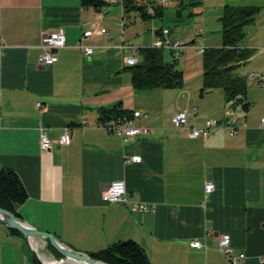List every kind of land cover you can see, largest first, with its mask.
<instances>
[{
  "label": "crops",
  "instance_id": "0c3cea01",
  "mask_svg": "<svg viewBox=\"0 0 264 264\" xmlns=\"http://www.w3.org/2000/svg\"><path fill=\"white\" fill-rule=\"evenodd\" d=\"M243 1L231 4H250ZM262 2L241 43L252 53L240 72L247 106L235 114L238 131L230 135L220 127L192 137L190 125L240 108L228 106L221 90L218 101L215 90H191L190 110L175 90H134L124 63L131 52L121 46H150L133 31L137 17L131 27L121 6L119 13L111 6L83 7L80 0H0V168L14 170L26 188L27 199L15 208L19 215L86 253L131 240L151 264H232L218 248L227 232L235 250L246 254L239 264H264V82L249 76L264 74ZM58 27L66 44L54 63L40 64L41 36ZM100 28L106 33L96 32ZM86 29L94 30L85 39L90 56L76 46ZM115 104L147 112L137 124L149 131L124 143L99 122L100 110ZM180 111L188 126L173 124ZM65 126L70 141L60 143ZM41 130L51 140L47 149L40 146ZM135 154L140 161L131 160ZM115 179L124 180L126 200L110 203L104 189ZM207 181L214 188L205 197ZM134 201L150 209L133 210ZM192 239L206 246L192 247ZM30 251L0 221V264H34Z\"/></svg>",
  "mask_w": 264,
  "mask_h": 264
},
{
  "label": "trees",
  "instance_id": "16d2710c",
  "mask_svg": "<svg viewBox=\"0 0 264 264\" xmlns=\"http://www.w3.org/2000/svg\"><path fill=\"white\" fill-rule=\"evenodd\" d=\"M115 3L122 8L124 25L132 23L136 17L146 20L160 16L164 5L158 3L157 0H118ZM80 4L83 7H91L100 11L112 3L108 0H80ZM182 5L183 0H180L178 7ZM149 8L152 10L149 11ZM259 9V5L251 4H226L224 6L219 17L221 45L205 47L202 52L200 94L219 88L223 92L225 101L233 100L235 103H243L247 90L246 77L237 70L248 62L252 51L241 47V42L246 36V27L254 22ZM139 54L138 62L128 66L134 90L173 88L182 85L183 72L175 66L177 57L174 51H171L173 61L165 59L163 47H141ZM246 106L245 102L244 107ZM130 111L132 110L115 104L110 108L100 110L99 122L102 125H108L112 121L117 122ZM27 197L26 188L18 174L12 169L0 168V207L20 216L15 208ZM9 229L22 236L18 230ZM88 255L107 264H151L145 250L131 240L113 242L102 249L88 252ZM32 260L34 264H41L34 257Z\"/></svg>",
  "mask_w": 264,
  "mask_h": 264
},
{
  "label": "rangeland",
  "instance_id": "374dc122",
  "mask_svg": "<svg viewBox=\"0 0 264 264\" xmlns=\"http://www.w3.org/2000/svg\"><path fill=\"white\" fill-rule=\"evenodd\" d=\"M179 1L180 0H167L166 3L162 7V14L160 16H154L146 20H142L139 17H137L136 22H135L136 24L135 27L132 26L133 25L132 23H129L127 26L133 27V31L136 29L137 33L143 35L146 38V40H149L150 46L153 40L152 36H155L154 29L161 30L162 28L169 29L168 36L170 40L181 44L182 48L178 49L180 51V54L177 57L175 66L177 69L182 70L183 72V83L182 85L177 86V87L159 88V89L160 90H175V92H177L175 96H179L182 98L180 99V101L182 100L180 103H183L185 107H189L188 109L190 110V103H191L190 102V91L191 90H201V87H202V52H199L198 48L199 47H206V48L207 47H217L221 45V42H222L221 41V22L219 20V17L222 14L224 6L226 4H231L233 0H183V5L178 7ZM243 2L250 3L251 5H255L256 3H258V0L257 1L256 0H244ZM109 6H111V8H116L115 11L120 13L121 9H120L119 4L112 3ZM106 14H107L106 16H108L106 18L107 20H109L110 13H106ZM122 24L123 22L122 20H120L121 28H122ZM251 24H249L246 28H248ZM121 28H119L120 33H121ZM192 40L194 41L192 42ZM132 43H135V42H132ZM164 57L168 61H173V56L171 54V51L166 48H164ZM241 69L242 67H240L237 71L240 73ZM212 90H215L212 93L213 94L212 96L215 100L216 98H218V94H219L218 92L221 89L214 88ZM182 93H184V95H182ZM197 99H199V95ZM216 100L218 101V99ZM196 106H199V104H197ZM243 106L244 105H241V107ZM241 111H242L241 108L232 109V111L224 118L229 117V116H234L235 114H237L238 112L240 113ZM207 118H213V117H207ZM207 118H205L203 122ZM263 124H264V121H262V118H261V126ZM190 126H193V125H190ZM239 127L240 126L237 125L236 131L231 134L229 129H227L225 126H221V128H224L230 135L235 134L238 131ZM217 128H220V127H217ZM207 182H211V181H207ZM213 188H214V184H213ZM204 193H205V190H204ZM209 193L207 194L205 193L204 194L205 197H207ZM192 240H195V239H192ZM192 240L189 241V244ZM44 243H45L43 247L44 253L50 257H54L57 260H59L61 258V255L53 247L50 246L51 244L48 241H44ZM230 243H231V237H230ZM201 244L202 245L199 247L192 246L191 244L190 246L196 247V248H201V247L206 246L202 242ZM26 246L28 247L27 243H26ZM218 248H219V243H218ZM30 252L32 254V251ZM241 261H239L237 264H239ZM64 263L69 264L67 262H63V264Z\"/></svg>",
  "mask_w": 264,
  "mask_h": 264
},
{
  "label": "built area",
  "instance_id": "2783aa9c",
  "mask_svg": "<svg viewBox=\"0 0 264 264\" xmlns=\"http://www.w3.org/2000/svg\"><path fill=\"white\" fill-rule=\"evenodd\" d=\"M110 3L118 2V0H108ZM160 4H165L167 0H157ZM152 8H149L151 11ZM98 33H106L105 28H100L97 30ZM94 33L92 29H86L82 32L81 36L76 42V46L80 48V50L84 53V55H91L93 52L92 45L85 42V39L89 38ZM169 29L162 28L158 34H156L155 38L152 40V47H163L168 50L174 51L175 56L178 57L182 46L180 43L170 40ZM65 34L62 27H58L55 31L43 33L41 36V47L42 51L39 55L40 64L48 65L54 63L58 56L56 54V50L65 46ZM4 42L0 40V64L2 57V50L4 47ZM121 47H127L130 49V54L124 57V63L127 66L134 65L139 60L138 54V46L134 44L122 45ZM204 47H199L198 51L203 52ZM251 78L257 77L264 82V74L251 72L249 74ZM228 106H235L236 108H241L243 105L242 102L235 103L233 100L227 101ZM37 105L40 106V102H37ZM196 112V110H194ZM148 115L147 112H142L140 110L133 109L131 112L124 114L119 121L110 122L106 126L111 131L115 132L119 136H121L122 141L125 143L129 140L130 137L135 136L140 133H147L149 128L145 125L137 124V120ZM171 120L176 127H184L188 124V116L185 111H180L175 113ZM237 118L236 116H229L224 119H216V118H207L200 125L189 126V134L193 137L197 136H205L208 135L213 129L221 126H225L229 129L230 133H234L237 127ZM262 121H264V117H262ZM69 126H65L63 132L59 136L60 143H69L70 134H69ZM51 140L49 136L46 134L45 130H41L40 133V146L42 149L49 148ZM131 160L140 161L141 156L139 154H135L131 156ZM213 189V184L211 182H206L204 185L205 193H209ZM104 197L110 202H123L126 200V185L123 179H115L112 180L104 189ZM132 209L137 211H147L150 209V206L142 203L134 201L132 204ZM192 246L199 247L201 246V242L197 239L192 240L190 242ZM219 249L229 258L232 264H237L239 261L243 260L246 257V254L243 251H235L230 243V235L228 233H223L220 237L219 241Z\"/></svg>",
  "mask_w": 264,
  "mask_h": 264
},
{
  "label": "water",
  "instance_id": "95a60500",
  "mask_svg": "<svg viewBox=\"0 0 264 264\" xmlns=\"http://www.w3.org/2000/svg\"><path fill=\"white\" fill-rule=\"evenodd\" d=\"M194 40H192L193 42ZM0 221L5 224L8 228H14L18 230L28 246L30 247L34 258L38 260L39 263L44 264L43 261L37 254V251L31 246L32 238H40L48 241L51 246L61 255L59 260L68 261L76 260L83 261L87 264H107L101 260L92 258L88 253L73 249L62 242L54 233L45 230H40L35 226L29 224L21 216L14 214L11 211L3 209L0 207Z\"/></svg>",
  "mask_w": 264,
  "mask_h": 264
},
{
  "label": "bare ground",
  "instance_id": "6f19581e",
  "mask_svg": "<svg viewBox=\"0 0 264 264\" xmlns=\"http://www.w3.org/2000/svg\"><path fill=\"white\" fill-rule=\"evenodd\" d=\"M39 241V242H38ZM42 241L39 238H32L31 240V246L37 251L38 256L43 261L44 264H63V262H67L69 264H87L83 261H76V260H57L56 258H52L44 253V243H41ZM43 248V249H42ZM88 253V252H87ZM66 264V263H64ZM102 264V263H99Z\"/></svg>",
  "mask_w": 264,
  "mask_h": 264
}]
</instances>
